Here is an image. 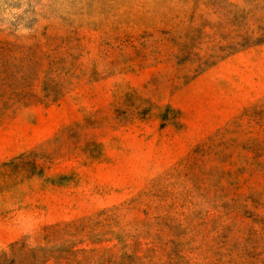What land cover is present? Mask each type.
<instances>
[{
    "label": "rangeland",
    "instance_id": "obj_1",
    "mask_svg": "<svg viewBox=\"0 0 264 264\" xmlns=\"http://www.w3.org/2000/svg\"><path fill=\"white\" fill-rule=\"evenodd\" d=\"M0 264H264V0H0Z\"/></svg>",
    "mask_w": 264,
    "mask_h": 264
}]
</instances>
